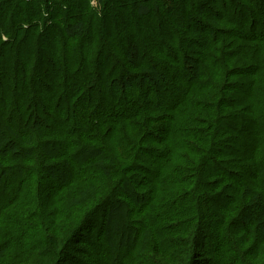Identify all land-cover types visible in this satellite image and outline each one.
Returning <instances> with one entry per match:
<instances>
[{
    "label": "trees",
    "instance_id": "obj_1",
    "mask_svg": "<svg viewBox=\"0 0 264 264\" xmlns=\"http://www.w3.org/2000/svg\"><path fill=\"white\" fill-rule=\"evenodd\" d=\"M0 264H264V0H0Z\"/></svg>",
    "mask_w": 264,
    "mask_h": 264
}]
</instances>
